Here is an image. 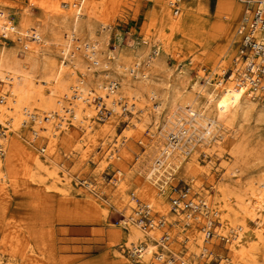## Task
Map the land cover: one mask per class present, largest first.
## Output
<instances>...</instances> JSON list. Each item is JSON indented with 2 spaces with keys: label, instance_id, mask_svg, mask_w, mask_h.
<instances>
[{
  "label": "rangeland",
  "instance_id": "1",
  "mask_svg": "<svg viewBox=\"0 0 264 264\" xmlns=\"http://www.w3.org/2000/svg\"><path fill=\"white\" fill-rule=\"evenodd\" d=\"M65 1L0 0V12L6 14L12 28L18 29L22 17H25L33 24L43 25L44 35L49 37L47 23L58 17ZM256 1L260 0H183L178 17L167 11L165 0H87L86 3L94 6L93 28L97 40L102 39L101 56L107 58V63L112 64L108 58L112 51L124 57L127 53L142 52L144 48L150 55L155 51L156 58L163 64L154 73V80L185 86L189 90L192 85L196 87L206 82L215 85L222 71H226L224 83L229 82L233 69L238 68L234 59L240 44L235 29L245 3L255 4ZM86 3L82 14L88 17L92 10L87 11ZM5 35L10 41L0 39V49L9 54L16 52V35L10 32ZM41 50L39 46L25 49L34 59H40ZM106 70L110 71L92 68L84 75L76 70V76L89 84L91 90L92 82L107 79L103 74ZM97 95L93 89V114L88 118L82 113L84 123L79 124L67 119L66 125L57 129L53 140L52 158L67 172V181L63 180L60 170L57 171L60 183H57L46 173L34 169L27 160L25 150L40 158L49 154L48 148L45 153L39 152L49 142L44 135L29 143L32 123L8 134V143L0 155L1 173L4 174L0 181V264H141L136 257H129L131 247L126 243V228L120 223L125 219V211L112 197L118 178L125 183L127 194L132 198L134 208L128 215L137 218L135 212L143 206H150L153 219L162 220L166 225L158 228L156 237L170 233L173 240L169 239L168 246L186 260V264H236L237 258L228 251L231 239L228 230L233 228L230 222L224 220L226 228L221 226L219 229L215 224L218 216V220H213V234L207 239L204 222L188 224L183 214L167 215L172 208L170 199L176 197V190L189 188L190 194L198 198L208 191L212 195L215 193L222 179L229 175L224 168L229 161L228 151L210 150V146H205L196 150L195 157L186 156L188 163L182 161L164 186L165 191L158 196L164 207L157 202L142 200L138 192L134 196L131 194L132 190L149 186L144 179L145 172L140 168L152 152L151 160L154 159L164 140L157 143L158 136L151 134L155 132L151 114L147 115L149 120L139 123L141 126H133V121L140 122L144 113L131 116L129 111L119 108L121 104L117 112H113L104 102L109 112L99 118L95 111ZM256 100L264 105L258 96ZM87 123L91 125V131L84 129ZM249 124L253 132L251 142L263 144L264 121L251 120ZM4 130L5 127L0 125V138ZM249 164L248 172L253 180L256 175L264 178V153L258 158H250ZM171 167H174L173 163L167 170ZM231 179L236 181V178ZM238 179L244 183V177ZM84 183L92 186L93 193L85 188ZM191 185L194 190L189 187ZM220 202H213L210 213L226 211ZM99 206L105 210V215L99 213ZM255 228L253 222L246 221V230L241 237L248 236L252 240L247 256L260 263L261 254H264V237L261 241L255 240ZM200 236L206 248L202 258L187 251L185 241ZM179 261L177 258L172 264H183ZM167 263L154 261L152 264Z\"/></svg>",
  "mask_w": 264,
  "mask_h": 264
},
{
  "label": "bare ground",
  "instance_id": "2",
  "mask_svg": "<svg viewBox=\"0 0 264 264\" xmlns=\"http://www.w3.org/2000/svg\"><path fill=\"white\" fill-rule=\"evenodd\" d=\"M86 2L87 0H66L63 3L65 6H61L62 11L58 12V17L50 19L47 23L50 29L49 37L44 35L43 25L33 24L25 17H22L18 29L12 28L6 14L0 12V34L10 32L18 39L16 52L9 54L3 48L0 49V125L5 127L0 138V155L8 143V134L32 123V138L29 143L30 140L44 135L49 142L42 148V153L48 148L49 154L40 158L25 150L27 160L34 169L46 173L57 183H60L57 172L59 170L63 174V180H69L62 165L52 158L53 140L56 139L57 129L65 126L67 119L75 120L79 124L84 123L82 113L87 117L93 114L91 95L94 89L98 93L97 98L108 103L113 112H117L121 104L119 108L129 111L131 116L137 117L138 112L144 113L140 122L133 121V126H141L139 123L149 120L147 115L151 114L155 129L151 134L153 137L158 136L157 143L161 139L164 140L154 159L151 160L154 156L152 152L140 168L145 172L144 179L149 182V186L132 190L133 196L138 192L142 200L157 202L163 206L158 196L165 191L164 186L171 178L172 172L180 168L186 156L191 155L193 158L195 153L205 146H210V150L228 151L229 161L224 165L229 174L227 179H222L214 196L208 191L207 194L198 195V200L203 201V205L208 209L217 200L226 207V213L215 211L217 220L220 216L217 228L225 227L224 220L232 225L233 228L228 230L231 232L228 251L237 258V263L264 264V254H261L260 263L247 256L252 240L248 236L243 239L241 237L246 230V221L256 225L255 240L261 241L264 237V178L256 175L253 180L252 174L248 172L249 159L253 156L258 158L264 153V143L251 142L253 132L249 127L251 120L264 121V105L258 104L254 93L241 83L237 68L233 69L227 84L218 80L215 85L206 82L196 87L192 85L188 90L185 86L179 87L169 85L166 81L159 83L154 80V73L163 64L156 58L155 51L150 55L144 48L142 52L127 53L125 57L112 51L108 57L112 64L107 63V58L101 56L102 39L97 40L93 28L92 22L96 16L94 6ZM165 2L168 8L167 0ZM85 3L88 5L87 11L92 10V15L88 17L82 14ZM33 46L42 47L40 59H34L25 51L26 47ZM97 67L110 71L103 73L107 76L106 80L91 81L93 89L90 90L89 84L76 76V70H80L84 75L85 71L91 72L92 68ZM157 126L159 129H156ZM84 129L91 131V125L87 123ZM170 136H173V139H170ZM205 150H208V147ZM186 161L188 163V160ZM171 163L174 167H171L172 171H168ZM118 175H121L120 171ZM3 177L0 161V181ZM241 177H244V183L238 179ZM231 178H236V181L232 182ZM115 183L116 192L112 197L125 211V219L120 223L126 228V243L131 247L129 257H132L138 245H143L144 253L138 259L140 263H157L158 260L153 255L157 251L153 240L159 242L161 238L156 237L158 227L154 225L149 232H144L140 222L136 223V218L128 215L134 207L132 198L125 189V183L121 178ZM84 184L85 188L93 193L92 186ZM189 187L193 189L192 185ZM98 211L102 215L106 214L101 206ZM171 212L172 208L167 215L181 214L180 211ZM188 215V212L182 215L188 224L207 221L200 215ZM165 234L169 239L172 238L170 233ZM185 241L188 243L187 251L198 255L199 258L203 257L206 248L201 236ZM168 244L164 248L173 256L168 259L167 264H172L177 258L180 259L179 263L186 264L187 261L173 252Z\"/></svg>",
  "mask_w": 264,
  "mask_h": 264
},
{
  "label": "built area",
  "instance_id": "3",
  "mask_svg": "<svg viewBox=\"0 0 264 264\" xmlns=\"http://www.w3.org/2000/svg\"><path fill=\"white\" fill-rule=\"evenodd\" d=\"M182 0H167L168 8L173 17H178L181 12L180 3ZM238 25L235 29V36L240 47L235 60V65H238V78L241 83L256 96L264 101V2L256 1L253 3H245ZM0 39L9 40L6 36L1 34ZM10 41V40H9ZM226 71H222L220 81L224 83V75ZM222 77V78H221ZM229 78V77H228ZM97 99L96 114L99 118H103L109 111L107 110L104 102ZM124 110V109H123ZM173 139V136H170ZM32 143V141H30ZM41 149V153H42ZM176 197L170 199V206L172 212L180 211L181 214L189 213V215H200L205 218L203 230L207 239L213 234L214 223L217 220L216 212L210 213V210L203 205V201L198 200V197L190 194V189L176 190ZM198 201H195V200ZM151 208L143 206L136 214V223L140 222L141 228L144 232H149L154 225L158 228L165 226L162 220L155 221L151 215ZM188 215V216H189ZM187 216V217H188ZM155 222V223H153ZM207 222V223H206ZM217 222V221H216ZM208 224V225H207ZM218 224V222L216 223ZM157 251L153 254L156 260L167 263L168 259L173 256L172 253L165 250V245L168 244L169 238L164 233L159 242L153 240ZM166 252V253H165ZM144 253L143 245H138L133 252L134 257L139 259ZM162 256V257H161Z\"/></svg>",
  "mask_w": 264,
  "mask_h": 264
}]
</instances>
